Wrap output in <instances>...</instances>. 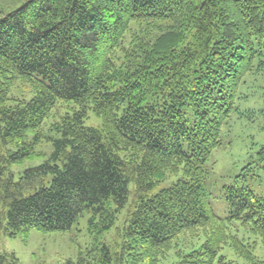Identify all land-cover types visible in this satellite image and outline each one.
Wrapping results in <instances>:
<instances>
[{
  "label": "trees",
  "instance_id": "1",
  "mask_svg": "<svg viewBox=\"0 0 264 264\" xmlns=\"http://www.w3.org/2000/svg\"><path fill=\"white\" fill-rule=\"evenodd\" d=\"M263 56L264 0H24L1 12L0 232L64 231L88 212L102 234L134 183L122 242L96 264H232L219 257L225 244L264 264L255 243L228 232L207 184L238 90L264 73ZM61 106L71 112L50 125L52 151L35 150ZM90 112L100 127L85 126ZM25 161L41 163L15 180L10 166ZM256 162L264 171V144ZM225 196L229 219L264 240V196L235 184ZM185 236L196 239L188 251ZM0 264L21 263L0 253Z\"/></svg>",
  "mask_w": 264,
  "mask_h": 264
},
{
  "label": "rangeland",
  "instance_id": "2",
  "mask_svg": "<svg viewBox=\"0 0 264 264\" xmlns=\"http://www.w3.org/2000/svg\"><path fill=\"white\" fill-rule=\"evenodd\" d=\"M23 1L0 0V16L1 12L16 8ZM66 111L71 112L63 106L54 109L55 115L47 118L41 127L39 141L35 142L36 134H29L28 140L35 142V150L50 154L53 137L50 125L58 115ZM187 118L192 119V115L188 114ZM101 125V118L90 112L85 126L98 128ZM221 140L222 145L213 151L207 163V184L213 210L222 218L230 234L237 235L245 243H255V256L264 260V240L250 234L239 220L229 219L231 206L225 196L226 187L233 184L246 186L255 194L264 196V171L258 168L256 162V154L264 144L263 72L255 70L246 76L236 95L235 110L223 126ZM40 163L41 161H25L22 164H13L9 172L18 180L25 169ZM177 179L178 176H170L153 192L172 186ZM134 187V183H131L128 203L120 209L113 227L102 234L90 230L89 213L85 212L71 228L64 231L42 233L30 229L27 235L20 233L16 236L0 232V253L15 254L21 264H69L77 263L80 259H83L85 264H96L98 257L105 252V246L115 252L122 242L121 232L127 222ZM191 241L196 239L185 236L177 242L181 248L188 251ZM220 256H225L232 264H247L228 244L223 245ZM173 259L175 258L163 259L162 264H171Z\"/></svg>",
  "mask_w": 264,
  "mask_h": 264
}]
</instances>
